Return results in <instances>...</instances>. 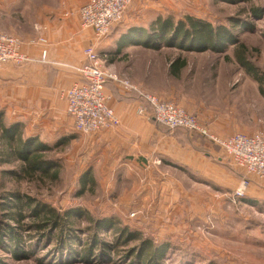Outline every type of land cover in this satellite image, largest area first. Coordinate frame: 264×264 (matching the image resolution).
<instances>
[{
	"label": "rangeland",
	"instance_id": "obj_1",
	"mask_svg": "<svg viewBox=\"0 0 264 264\" xmlns=\"http://www.w3.org/2000/svg\"><path fill=\"white\" fill-rule=\"evenodd\" d=\"M87 1L0 0V31L28 42L43 34L44 23L52 21L61 11L62 15L70 16L67 12L76 10L70 8ZM136 1H145L149 9H137ZM262 10L264 0H134L124 19L129 11L135 12L143 25L151 24L157 16H171L176 22L193 16L215 26H225L237 42L205 51L183 50L158 42L157 47L130 42L118 53L119 44L111 38L114 45L108 51H97L105 70L144 93L180 105L223 138L236 133H264V81L256 79L238 60V55L243 54L264 80V17L256 15L262 14ZM176 57L184 59L186 66L172 74L170 64ZM10 87L0 85V113L6 124L23 122L26 136H38L51 146L67 135L75 138L46 154L49 160L60 163L56 181L35 175L17 182L15 177L21 163L0 162V199L8 192H19L63 211L79 207L94 219L114 217L121 228L141 230L159 246L169 244L167 257L157 264H264V180L250 177L234 166L219 145L187 131L189 136L216 146L214 157L225 176L219 174L220 179L213 182L203 175L204 178L201 176L196 181L182 171L171 169L170 173L179 182L155 187L148 201L137 200L133 186L136 182L132 185L130 173L125 172L126 177L119 170H107L110 158L107 161L105 157L102 162L88 147L87 136L95 133L82 135L58 126L60 123L47 124L38 117L23 115L20 112L23 108L11 105L6 97ZM87 170L97 184L79 195L81 179ZM5 172H10L9 176ZM245 177L249 178V184L238 198ZM11 227L17 228L14 224ZM78 228L83 231L77 233L81 241L78 245L75 240L74 248L69 244L59 245L57 240L41 242L38 237L29 240L26 236L34 234L32 231L16 229L23 238L17 257L10 251V237L5 234L0 239V264H135L137 255L127 256L137 249L138 242L118 246L113 255L105 251L104 255L85 257L86 261L69 259L73 250H80L86 246L83 242L90 241L92 232L86 230L90 222L82 219ZM98 237L109 244L117 236L107 231L99 232ZM32 248L36 249L35 254L26 252Z\"/></svg>",
	"mask_w": 264,
	"mask_h": 264
},
{
	"label": "crops",
	"instance_id": "obj_2",
	"mask_svg": "<svg viewBox=\"0 0 264 264\" xmlns=\"http://www.w3.org/2000/svg\"><path fill=\"white\" fill-rule=\"evenodd\" d=\"M145 4V1H136L135 5L140 10L149 9ZM74 7L69 8H79ZM132 11H129L123 22L113 27L110 38L102 41H96L93 30L82 26L78 14L64 16L61 11L52 21L44 23L46 30L41 35L46 37L47 45L26 44L24 51L30 56L39 57L43 50H47L48 59L52 63L5 64L0 70V85L11 86L10 93L6 95L9 103L23 108L20 111L23 115L38 117L47 124L60 123L58 126L74 131L73 120L67 113L64 92L79 80V75L70 65L84 62V48L88 44L94 43L96 49L108 51L114 45L111 38L119 44L118 49L120 45H128L146 36L152 23L144 22L146 25H143V20L136 18V13ZM147 25L149 28H144ZM107 89L112 95L110 106L120 123L113 130L87 136L88 147L95 151L97 159L102 162L105 157H108L107 161L110 158L111 162L106 164L107 170L130 173L132 185L136 182L133 186L137 200L140 198L148 201L155 187L166 186L171 181L179 182L170 173L171 169L182 171L196 181L202 179L203 175L213 182L220 179L219 174L225 176L220 173L214 157L217 154L216 146L189 136L184 130L168 131L152 119L139 114L140 102L135 100L133 93L129 92L131 90L124 85L112 81L107 84ZM145 184L146 188H143ZM177 191L180 193L178 188Z\"/></svg>",
	"mask_w": 264,
	"mask_h": 264
},
{
	"label": "trees",
	"instance_id": "obj_3",
	"mask_svg": "<svg viewBox=\"0 0 264 264\" xmlns=\"http://www.w3.org/2000/svg\"><path fill=\"white\" fill-rule=\"evenodd\" d=\"M264 17V11L262 10ZM146 36H141L135 42L146 47H157V42L169 47H176L185 50H208L217 49L221 44L235 45L237 42L234 36L225 26H215L207 20L187 16L185 19L175 21L171 16L157 18L152 22L149 31H146ZM154 42V43H152ZM120 45L117 52L120 53ZM238 60L242 66L246 68L256 79L264 81L258 76V71L254 65L248 62L243 54L238 55ZM186 62L181 57H176L170 64V71L176 74ZM112 81H108L107 84ZM133 97L140 103L148 105L147 101L136 91ZM154 121V120H153ZM168 131L171 129L163 124L155 122ZM23 122H12L10 125L4 121L3 114L0 113V162L2 164H13L19 161L20 169L16 173V181L25 179L27 176L41 175L42 178L49 177L56 181L60 174V163L56 160H49L46 154L53 151L58 145H68L75 138V135H67L63 137L59 143L55 145L46 144L38 136H26ZM176 131L184 130L182 128L175 129ZM186 131V130H184ZM187 132V131H186ZM9 176L10 172H5ZM12 174V173H11ZM97 182L91 171L87 170L81 179V190L79 195H83L89 189L96 186ZM82 219L90 222L91 231L90 241L83 242L85 247L80 250H73L69 259H77L78 261H86L85 257L94 256L97 253L104 255L105 251L113 255L120 245H131L137 243V249H133L127 257H135V264H157L167 257L169 252V244L157 245L151 239L145 237L143 232L138 229L121 228L119 222L114 217H104L94 219L91 213L79 207L68 208L63 211L56 208L54 205L40 201L29 194H20L19 192H8L2 195L0 199V239H4L5 234L10 237L9 249L15 256L21 249L18 248L20 243H23V238L16 229L22 231L29 230L34 234L29 233V240L38 237L39 240L58 241L59 245L66 244L73 246L72 243L76 240L80 245L77 233L83 231L78 228V224ZM27 221H30L29 223ZM14 224L17 228H12ZM5 231V232H4ZM113 231L117 236L113 243H103L99 237V232ZM4 232V235L2 234ZM2 236V237H1ZM26 242H24L25 244ZM86 248V249H85ZM36 249L32 248L28 252L35 254ZM129 253V254H130ZM18 256V255H17ZM16 256V257H17ZM101 258V257H98ZM159 260V262L157 261Z\"/></svg>",
	"mask_w": 264,
	"mask_h": 264
},
{
	"label": "built area",
	"instance_id": "obj_4",
	"mask_svg": "<svg viewBox=\"0 0 264 264\" xmlns=\"http://www.w3.org/2000/svg\"><path fill=\"white\" fill-rule=\"evenodd\" d=\"M133 2L134 0H88L76 10L68 11L67 15L78 14L82 26L92 29L95 40L102 41L110 36L115 25L123 21ZM47 43L45 36L25 42L18 36L0 31V70L7 63L16 65L28 62L52 63L48 59L47 50H43L39 57L30 56L24 51L26 44L46 46ZM84 56L85 60L81 64L70 65L79 75V80L64 92L67 113L73 120L75 132L93 134L114 129L119 125L120 119L110 106L112 95L107 89V82L114 81L138 92L147 101L148 105L142 103L139 105V114L171 130L182 128L198 134L212 144L219 145L234 166L250 177L257 176L264 180V133L255 135L236 133L223 138L180 105L144 93L135 85L120 80L105 70L94 43L84 48ZM248 184L249 178H243L240 184L242 191L238 198L244 195L243 190Z\"/></svg>",
	"mask_w": 264,
	"mask_h": 264
}]
</instances>
